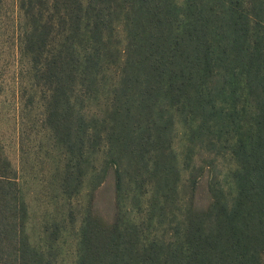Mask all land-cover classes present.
<instances>
[{
    "label": "trees",
    "instance_id": "1",
    "mask_svg": "<svg viewBox=\"0 0 264 264\" xmlns=\"http://www.w3.org/2000/svg\"><path fill=\"white\" fill-rule=\"evenodd\" d=\"M19 11L24 89L38 90L47 151L65 165L53 223L66 227L85 165L106 154L66 251L74 264H264V0H21ZM194 149L204 155L193 164ZM219 157L230 160L227 185ZM110 165L107 220L96 193ZM52 217L35 241L21 177L0 151V264H61Z\"/></svg>",
    "mask_w": 264,
    "mask_h": 264
},
{
    "label": "rangeland",
    "instance_id": "2",
    "mask_svg": "<svg viewBox=\"0 0 264 264\" xmlns=\"http://www.w3.org/2000/svg\"><path fill=\"white\" fill-rule=\"evenodd\" d=\"M20 1L0 0V151L8 157L13 168L21 177L26 201L30 203L28 230L33 239L39 241V232L44 227L46 220L54 216L49 224L53 226L58 223H53V219L62 217L58 185L61 177L60 171L64 169L65 165H59L57 162L59 154L50 153L52 155L50 157L47 151L48 137L41 130V122L36 119L39 103L32 102V97L35 100L38 99V90L34 89L32 84H27V91L24 89L26 82L22 81V70L25 69L27 61L21 59L19 54ZM37 125L39 127L35 128ZM22 131L25 154L21 149ZM185 132L184 125L179 122L175 129L173 146L177 152L178 166L181 168L183 178H186L189 173V170L183 168L184 157L190 148ZM197 151L194 149L195 161L192 162L193 164L199 162L204 155H199ZM99 156L101 158L97 163L102 161L100 164L85 165L88 166L89 174L84 178L82 195L76 197L71 205H67L65 210L66 227H62V221L58 223L61 228V238L58 243L61 244L64 251L61 264H74L76 261V256L73 253L68 254L66 251L74 250L79 241L77 233H79L82 213L86 212L92 173H98L101 177L102 171L105 169L106 165L102 164H104L103 159L106 154L100 153ZM226 158L228 160L219 157L217 165V174L225 185L229 183L227 173L231 166L229 158ZM208 180L209 175L207 174L199 187V200L202 204L208 201L207 195H205ZM113 203L114 167L110 165L107 168L104 184L96 193V206L107 220H112ZM71 208L75 210L76 218H71L69 215Z\"/></svg>",
    "mask_w": 264,
    "mask_h": 264
}]
</instances>
